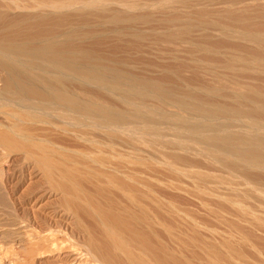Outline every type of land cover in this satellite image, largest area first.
Here are the masks:
<instances>
[{
  "label": "bare ground",
  "instance_id": "bare-ground-1",
  "mask_svg": "<svg viewBox=\"0 0 264 264\" xmlns=\"http://www.w3.org/2000/svg\"><path fill=\"white\" fill-rule=\"evenodd\" d=\"M218 3L225 9L223 15L217 9L219 16L212 8ZM194 29L202 31L198 38L191 35ZM146 39L159 46L189 43L205 55L207 66L215 63H208L211 56H221L213 67L219 64L231 75L208 69L215 86L136 75L130 56L116 53L134 47L144 63L174 76L145 57ZM108 44L112 54L100 55ZM172 52L164 48L159 55L176 56ZM259 81L264 82V0H0V148L33 163L81 236L57 245L49 233L61 228L32 224L41 231L26 233L25 262L216 264L213 248L182 247L185 211L168 191H190L180 178H161L159 167L171 177L181 171L212 183L201 189L210 210L219 203L232 206L235 198L240 214L263 218ZM216 171L235 173L236 179ZM241 185L261 198L255 206L243 204ZM164 235L179 248H169Z\"/></svg>",
  "mask_w": 264,
  "mask_h": 264
},
{
  "label": "rangeland",
  "instance_id": "rangeland-1",
  "mask_svg": "<svg viewBox=\"0 0 264 264\" xmlns=\"http://www.w3.org/2000/svg\"><path fill=\"white\" fill-rule=\"evenodd\" d=\"M215 6H213L212 8H214L213 10H215V14L217 16H219L221 11H225V9L222 8L223 7L222 5H221L222 7L221 6L219 7V3L218 5L216 4ZM193 9L195 11L197 10V8L195 7ZM217 9L218 12L220 13L218 12L216 13ZM193 11L192 13L195 12ZM223 13L224 12H222L220 15H223ZM215 16L214 18H219ZM197 20L198 18L194 19V23H197L198 22ZM194 30L195 33H193L194 32L193 31L191 32V35L194 38H198L200 36L199 33L201 30L197 29L199 30L198 33L196 32L197 31L196 29ZM196 34L197 36L199 34V36L197 37ZM144 41H142L143 45L146 44L145 46L148 45V47L149 45H151V50L149 51L150 53L148 52L150 47L147 48L144 46V49L146 48L147 52L145 51L146 49L144 51L146 52V54L147 53L149 54V55L147 54L145 57L147 59L151 58L152 61L154 62H160L159 64L162 65L163 67L169 68L173 72L174 76L173 78L171 77L167 78L161 70L162 67H158L157 64L155 63H151V64L144 63L143 62L144 59L142 58L144 57V55L142 56L141 52L140 54L138 51H134L136 50L134 49V47L132 49L125 48L119 51L118 53H116L118 54L119 58L130 56L131 58L130 60L135 65L132 71L136 75H144L149 78L165 82L167 84L178 82L180 85L206 84L208 86H215L218 84V82H216V78L214 80V74L212 76L211 73L209 74V72L213 71V70L210 71L208 70L211 67L215 71L218 70L217 73L220 75L226 73L231 75V72H228V70L224 68H220L221 66L219 67V64L217 65L218 66L217 68L213 67L215 66L216 63H219L214 59H217L221 56H217V55L211 56L210 58L214 57L211 59L214 60L212 62L210 58L207 57L206 61L209 60L208 63L213 64L215 62L214 65L208 64L207 66V63H205L204 60L205 55L204 54L202 55V52L199 53L200 51L198 52V49L194 48V46L189 43L187 44L181 43L184 46L180 45V47H178L179 44L170 45L171 43L168 44L170 46H168L167 43H165L166 45L162 44L163 46L162 45L159 46L157 44L158 47H156L157 45L150 44L151 40H149L150 42H148V40L146 42ZM176 45L178 48L176 47ZM163 47L166 50H169L170 52L173 51L172 52L173 54L176 53V56L178 58L182 57V59H180L182 61L180 60L175 61L173 59V56L174 58L176 56L175 55L172 56V54H167V56L165 55L166 57L159 55L161 50H164ZM111 48H113V44L112 45L108 44L98 52L100 55H104V54L108 55L109 53L112 54L111 51H113V49L111 50ZM156 48H159V50ZM156 50L158 51V53ZM152 51H154V53H152ZM188 51H190V53L196 51L195 52L196 55H193L195 53L189 54ZM180 52L182 55L179 54ZM138 53L140 55H137ZM187 55L189 58L192 59H188ZM191 55L192 57H190ZM193 56L195 57L198 56V58L196 57L197 58L196 59ZM163 57L164 59L160 60V58ZM200 57L203 58L204 60L203 63H201V61H203L202 59L201 61L198 60L200 59ZM219 59L222 60L224 58L222 59L219 58ZM189 60L192 61L195 60L196 64ZM197 61H199L200 63ZM190 62L192 63L190 64ZM193 63L196 65L194 66L198 69H196L192 65ZM200 64L202 65L205 64V66H207L206 69H204L205 66L201 65L202 68L204 67L203 69L205 71L201 68ZM197 65L199 66L197 67ZM222 69H224V71ZM259 84L264 89V82L259 81ZM0 159H1L0 161V264H15V263L27 264L25 262V259L27 257L26 251L28 248H30L29 247L30 245L28 243L29 242L28 239L30 238V236H28L29 235L28 233L29 230L31 229L33 230L34 226H32V224H36L41 229H45L47 227H51V229L61 228L60 230L62 231L60 232L55 231L53 233H49L51 237L54 238L53 242L57 245L61 244L63 240L70 239V241H79L81 239V236L74 234L72 231L74 220L72 218L71 219L67 218L64 212L59 208L60 196L54 194L52 195V193H50L47 190V185L42 179L41 173L35 168L33 163L31 161L26 160L23 154L19 153L11 156V154H8V152L6 153L5 151L3 152L1 148H0ZM160 167L159 169H163L161 171H164L161 172L162 176L159 175L161 178H165L168 181H174V182H179L182 179L183 181L182 185H184L183 187H185L184 190H186V188L188 187L187 190L190 191V193H185V192L183 193V191L178 192V190L175 191L174 189L173 190L168 189L170 195L172 194L170 196L168 193L169 196L168 198L171 199L176 204L178 203L177 205L182 209L184 208L183 210L185 211L183 217V224L185 225H183L184 227L182 228L184 229L183 232H185L183 233L184 234L183 238L185 240L183 243L185 247L182 245L183 248H213L215 250L214 253L217 254V255L214 254L217 257L215 258L217 259L215 260L216 264H264V215L263 218L261 217L262 219L261 218L257 219L250 215L244 216L240 214L236 209L237 207H235L236 206L235 204H237L235 198L233 199L235 203L232 200L234 204L230 202V204L231 203L233 204L232 206L225 205V204H229V202L223 205V207L225 206V209L222 207V205H219L220 203L216 205H212L213 208L211 209L215 210L212 212V210L209 209L210 206H207V204L205 203L206 201L209 200V198H207V195L201 191L202 188L203 190L205 187L209 188V185H212V183L207 184L204 181L201 182L202 183L201 184L200 181L197 182L193 178L188 177V175L185 176L184 172H183L184 174L183 176L182 174L180 175L181 171L179 172L177 171L178 173H174L176 175L178 174L177 176L179 177H176V175H174L173 173H172L173 176L171 177V173L165 174V171L168 172L166 170L167 168L164 169L163 167L161 168ZM203 168L212 169V167L210 168V166L207 165H203ZM218 172L219 173L224 172L223 175H225L226 177L223 178L224 179L227 178L226 180L236 179L235 173L233 174L232 172L229 171H216V173ZM174 177L180 178L179 181L178 179L177 180L174 179ZM171 178L173 180H171ZM205 184L208 186H206ZM221 188L223 192L229 193L228 189H226L225 186ZM224 189L227 191H225ZM187 190L186 192H188ZM46 191H48L47 194ZM238 193L239 195L243 194V197L245 198V202L243 201V204H245V206L246 205L255 206L257 200H261L258 194L255 191H253L249 185L248 186L241 185ZM184 196L186 197V199ZM35 200H37L36 203ZM37 203H39L40 206L39 205L36 206ZM214 212H217L218 214ZM34 229L36 232L41 231L37 227H34ZM164 237L163 239L166 240L165 242H167V244L170 242V244H168V246L170 245L169 248L170 247L179 248L178 245L176 246L177 244L176 242L175 244L172 240L167 238L166 235H164ZM171 241L174 244L173 243L171 244ZM54 260H55L54 258L51 259V261ZM36 262L39 263V261Z\"/></svg>",
  "mask_w": 264,
  "mask_h": 264
}]
</instances>
